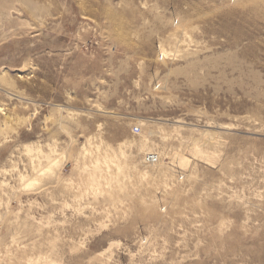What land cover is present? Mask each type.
<instances>
[{"label": "rangeland", "instance_id": "obj_1", "mask_svg": "<svg viewBox=\"0 0 264 264\" xmlns=\"http://www.w3.org/2000/svg\"><path fill=\"white\" fill-rule=\"evenodd\" d=\"M0 264H264V0H0Z\"/></svg>", "mask_w": 264, "mask_h": 264}, {"label": "bare ground", "instance_id": "obj_2", "mask_svg": "<svg viewBox=\"0 0 264 264\" xmlns=\"http://www.w3.org/2000/svg\"><path fill=\"white\" fill-rule=\"evenodd\" d=\"M259 1H263V0H259ZM198 17V16H197ZM197 21V20H196ZM178 26H181V24H180V22H178V23H175V24H173V27H178ZM171 37H175V35H174V33L173 34H171ZM253 53H254V48L252 49V52L249 54V53H243L241 56L247 61V63H245L244 61H240V67L238 68V69H236V66H237V63L238 62H236V60L234 59V58H231V59H229L230 61H229V68L230 69H234L233 71H236V70H238L239 72H241V74L242 75H244L245 74V69L246 68H254V66H256V63H255V61L254 60H251L252 58L251 57H254L253 56ZM253 75V77H255L256 76V74L254 73V74H252ZM257 83V85H258V82H256ZM243 84V83H242ZM2 111V110H1ZM140 131H141V129H140ZM152 164H154V163H152ZM26 178V177H25ZM23 181V180H22ZM25 189L28 187H31V183L29 182V181H26V182H24L23 183V185H22Z\"/></svg>", "mask_w": 264, "mask_h": 264}, {"label": "built area", "instance_id": "obj_3", "mask_svg": "<svg viewBox=\"0 0 264 264\" xmlns=\"http://www.w3.org/2000/svg\"><path fill=\"white\" fill-rule=\"evenodd\" d=\"M134 132L139 133L140 132V128L139 127H135L134 128ZM146 163L147 164H152V163H156L158 161V158L156 156L153 155H148L146 157Z\"/></svg>", "mask_w": 264, "mask_h": 264}]
</instances>
